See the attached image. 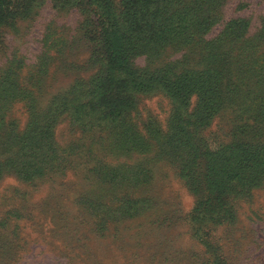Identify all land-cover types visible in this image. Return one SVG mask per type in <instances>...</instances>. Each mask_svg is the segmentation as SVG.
<instances>
[{
	"label": "rangeland",
	"instance_id": "1",
	"mask_svg": "<svg viewBox=\"0 0 264 264\" xmlns=\"http://www.w3.org/2000/svg\"><path fill=\"white\" fill-rule=\"evenodd\" d=\"M123 1L111 0L117 12ZM88 3L10 0L0 26V164L30 138L53 150L40 176L0 173V264H264V175L230 190V220L196 232V196L165 151L174 102L163 90L134 92L114 120L66 111L68 100L89 98L105 68ZM145 13L170 34L153 55L132 56L139 72L192 84L217 74L234 91L264 75V0H154ZM251 89L196 128L209 151L248 136L264 144V85ZM197 102L192 94L186 112ZM137 200L147 204L126 210Z\"/></svg>",
	"mask_w": 264,
	"mask_h": 264
},
{
	"label": "trees",
	"instance_id": "2",
	"mask_svg": "<svg viewBox=\"0 0 264 264\" xmlns=\"http://www.w3.org/2000/svg\"><path fill=\"white\" fill-rule=\"evenodd\" d=\"M184 1L176 0L177 3ZM9 3L10 0H0V26L6 18L7 9L9 11ZM88 4L97 14L93 38L97 55L105 68L95 78L89 98L86 101L68 100L66 111L80 120L89 116V122L93 121L91 115L94 113L101 115L103 120H114L131 105L134 92L154 88L163 90L174 102L165 151L175 163L179 176L196 196L191 214V221L198 227L196 232L204 222L216 224L230 220L234 215V208L227 197L230 190L236 184L242 190L249 188L264 175V144L260 145V141H253L254 136H248L209 151L196 128L209 119L216 105L233 98L230 96L242 90L252 91L253 85H264V75H257L254 81L250 78L239 79L238 84L233 85L237 87L234 91L224 83V77L220 78L217 74H212L209 80H203L207 74H197L200 81L192 84L187 80L190 76L169 81L165 73L139 72L130 62L132 56L136 53L153 55L170 34L160 18L149 19L146 16L145 11L154 6V0H124L118 12L111 0H89ZM164 9L161 18L168 14ZM177 9L186 10L179 4ZM179 18H169V21L178 20L177 24H184ZM192 94L197 95L198 102L191 114L186 112V106ZM232 100L231 105H234L235 99ZM39 144V140L28 139L17 155L0 164V173L14 170L22 172L26 179L42 175L50 161L43 159L47 155L52 158L53 150L46 148L44 153ZM146 204L145 200H137L131 202L126 210L138 212ZM90 205L94 207L96 203L90 202Z\"/></svg>",
	"mask_w": 264,
	"mask_h": 264
}]
</instances>
